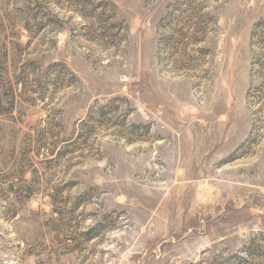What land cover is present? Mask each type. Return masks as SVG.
Listing matches in <instances>:
<instances>
[{"label":"rangeland","instance_id":"1","mask_svg":"<svg viewBox=\"0 0 264 264\" xmlns=\"http://www.w3.org/2000/svg\"><path fill=\"white\" fill-rule=\"evenodd\" d=\"M0 264H264V0H0Z\"/></svg>","mask_w":264,"mask_h":264}]
</instances>
